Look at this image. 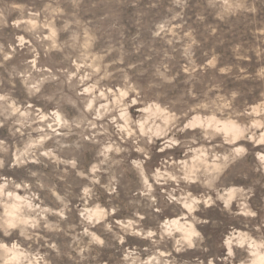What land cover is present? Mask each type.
I'll return each mask as SVG.
<instances>
[{"label": "clouds", "instance_id": "clouds-1", "mask_svg": "<svg viewBox=\"0 0 264 264\" xmlns=\"http://www.w3.org/2000/svg\"><path fill=\"white\" fill-rule=\"evenodd\" d=\"M218 2L227 13L257 12L245 0ZM62 11L45 2L29 19L12 21L29 38L0 40V129L8 132L0 137V264H264V207L254 209V186L239 183L247 172H235L251 155V170L264 178V90L242 106L238 90L220 94L209 84L198 93L192 39L182 53L190 65L186 88L169 97L165 86L175 88L179 74L168 63L152 65L146 82L135 80L133 74L150 70L137 63L113 67L122 58L105 63L116 49L95 54L96 36L79 20L59 29L47 16L40 20ZM6 27L0 9V28ZM157 29V37L172 31L164 24ZM59 32H68L67 39L58 42ZM20 50L31 58L11 63ZM53 52L67 63H39L41 53ZM217 64L214 56L203 69ZM239 71L238 79L251 78ZM256 77L264 82V67ZM17 80L23 98L15 95ZM49 167L51 176L41 170ZM20 169L24 176L9 174ZM73 211L77 219L70 222ZM222 218L237 222L224 226ZM205 226L221 228L215 251ZM105 249L113 251L101 261Z\"/></svg>", "mask_w": 264, "mask_h": 264}, {"label": "rangeland", "instance_id": "rangeland-1", "mask_svg": "<svg viewBox=\"0 0 264 264\" xmlns=\"http://www.w3.org/2000/svg\"><path fill=\"white\" fill-rule=\"evenodd\" d=\"M45 2L49 3L52 9L59 8L63 11L62 13L42 14L41 21L47 16L59 29L65 21L77 19L82 29L90 30L96 36L92 47L95 54H102L109 47L116 49L105 57V63L122 58L124 63L113 65V67L127 70L129 63H137L150 70L144 77H137L133 74L135 80L146 82L150 78L152 65L161 62L168 63L172 70L171 74H179L175 88L165 86L166 90L170 89L169 97L179 96L186 88L182 82L187 78L188 73L184 69L190 68V65L182 53L192 39L197 41L192 47V60L195 62L197 78L193 83L198 93L203 92L209 84L218 86L220 94L238 90L241 96L236 104L242 106L245 101L250 104L258 101L260 91L264 90V82L256 77L257 70L264 67V3L260 0H245L248 6L257 8L255 14L243 10L235 14L227 13L218 0H212L211 3L209 0H186L182 5L175 4L173 0H81L75 6L71 0H0V9L4 10L8 21V27L0 28V40L7 42L15 35H25L26 39L29 38V34L21 29L13 28L12 21L29 19V11H38ZM16 5L23 7V13L15 7ZM177 13L180 15L177 16ZM174 16L176 19H173ZM220 16L224 19L221 20ZM160 24H164L166 29L171 28L172 31H165L158 37L154 36L153 33L158 30L157 26ZM43 31L47 34V30ZM185 33H191V36H186ZM68 35V32H59L58 42L67 39ZM168 41L172 43L169 44ZM137 47L140 49L139 52H134ZM165 53H167V58ZM214 56L218 60L217 69L231 67L232 72L224 75L220 74L217 69H203V65ZM25 58L30 59L31 57H25L24 50H20L11 63L19 64ZM39 63L56 65L67 62L62 60L61 53L53 52L48 58L41 53ZM241 68H244L251 76L250 79L237 78L241 75L239 71ZM119 75L120 73H116L117 80ZM15 95L21 98L24 96L23 88L18 80ZM0 137L8 138L7 128L0 129ZM248 147L251 148L250 145ZM84 159L90 160L91 153L85 152ZM253 165L254 157L249 155L235 172L240 170L247 172L248 179L239 181V183L254 186L255 195L250 200V204L256 209L264 207V178L251 170ZM41 170L51 176V167ZM9 174L20 177L24 176L25 172L20 169ZM126 179L134 180L131 175ZM257 180H260V183H256ZM127 190V188L121 189V201H126ZM103 198L101 194V199ZM261 214L264 215V213ZM123 215L126 213H120V216ZM208 215L218 216L219 213L210 210ZM76 219L77 214L73 211L70 222H75ZM222 219H224V226L237 222L230 218ZM204 231L206 235H211L209 244H213L211 251H215L214 244L221 228L213 229L211 226H205ZM112 251V249H105L101 261H106ZM192 255L193 253H188L185 258L190 259ZM57 264H68V261L65 259Z\"/></svg>", "mask_w": 264, "mask_h": 264}]
</instances>
